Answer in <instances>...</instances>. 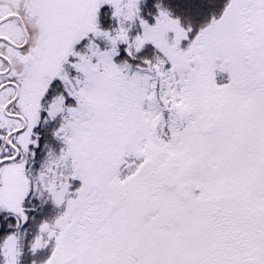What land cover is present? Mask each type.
Here are the masks:
<instances>
[{"label": "snow or ice", "instance_id": "6c2138e0", "mask_svg": "<svg viewBox=\"0 0 264 264\" xmlns=\"http://www.w3.org/2000/svg\"><path fill=\"white\" fill-rule=\"evenodd\" d=\"M138 3L0 0V209L18 228L30 188L64 205L31 243L54 238L43 264H264V0H227L191 39L159 3L152 24ZM54 79L63 91L46 111L64 114V147L33 176L32 129ZM18 256V233L0 237V264Z\"/></svg>", "mask_w": 264, "mask_h": 264}, {"label": "trees", "instance_id": "16d2710c", "mask_svg": "<svg viewBox=\"0 0 264 264\" xmlns=\"http://www.w3.org/2000/svg\"><path fill=\"white\" fill-rule=\"evenodd\" d=\"M227 0H139L138 7L139 15L149 24L154 23V16L157 13L156 4L167 9L174 18H178L179 22L184 27H190L188 33L189 39L193 38L199 29L207 25L213 17H218L222 12ZM112 9L108 5L101 6L98 11V23L102 29H110L116 24V20L111 16ZM188 40H182L181 46L187 45ZM81 46V43L77 45ZM121 55L116 56L115 61L119 62L123 56L124 45H119ZM153 46L147 43L140 52L138 57L151 55ZM72 60L71 57H69ZM66 71L71 72L69 64H65ZM63 91L62 84L58 79H54L49 86L48 91L42 97L43 106H47L52 97ZM66 103H74L72 100H67ZM39 117L37 124L33 127L32 138L37 141L36 145H29V153L26 157L27 172L33 176L40 170L41 165L49 151L59 152V143L54 135L56 129L59 128L61 122L56 117H48L44 108ZM36 194V195H35ZM22 206L25 209L27 220L21 223L17 233L20 240L21 254L20 264L39 263L41 259L46 257L45 252L36 249H31V243L34 237L39 232V225L42 222L54 219L63 211L64 208L44 200L43 197H38L35 189L30 188L28 194L23 200ZM57 206V207H55ZM4 214H0V237L9 232H13L14 228L5 221ZM47 251V250H44Z\"/></svg>", "mask_w": 264, "mask_h": 264}, {"label": "rangeland", "instance_id": "374dc122", "mask_svg": "<svg viewBox=\"0 0 264 264\" xmlns=\"http://www.w3.org/2000/svg\"><path fill=\"white\" fill-rule=\"evenodd\" d=\"M141 31V28H140V25H139V22L138 21H136V22H133L132 24H131V26H130V28H129V35H130V37L131 36H134L135 34H137L138 32H140ZM171 35V34H170ZM89 37H91V34H89ZM88 39L89 38H82L81 39V41H80V43H81V46L80 47H78L77 45L79 44V42L77 43V44H75L74 45V50L75 51H79V52H84V51H86V48H85V45L88 43ZM94 40H95V43H97L100 47H101V49H103V48H105L107 45H106V42L105 41H103L102 39H100V38H93ZM147 44V43H146ZM145 44V45H146ZM186 46V45H185ZM184 46V47H185ZM69 57H71V56H69ZM72 58V60H74V59H76V58H74V57H71ZM115 58V57H114ZM69 60H70V58H69ZM115 60V59H114ZM71 61V60H70ZM117 62V61H116ZM70 66V65H69ZM70 69H71V67H70ZM71 72H69V73H72L73 72V69H71L70 70ZM74 102V101H73ZM41 104H42V102H41ZM44 108H47V106H43V104H42V108H41V110H40V115H39V117L41 116V114H42V112L43 111H45V110H43ZM45 114L48 116V113H47V111L45 112ZM64 114L63 113H58V114H56V118H58L59 120H60V122L62 123V116H63ZM54 135H55V133H54ZM56 136V135H55ZM56 138H57V140H58V143H59V151L61 150V148L62 147H64V144H63V141L58 137V136H56ZM57 153H59V152H57ZM25 169H26V167H25ZM39 172V171H38ZM38 172H37V174H38ZM28 172H27V169H26V174H27ZM37 174H35V175H37ZM34 175V176H35ZM79 184H80V181L78 180V179H76V180H73L72 182H71V187H73V188H75V187H78L79 186ZM36 193L38 194V197L40 196V197H43L44 198V200H47L48 202H50V203H53V204H55L54 202H53V200L50 198V196H49V194L47 193V192H37L36 191ZM28 194V193H27ZM26 194V195H27ZM26 195H25V197H26ZM36 195V194H35ZM22 203H23V201H22ZM56 205V204H55ZM60 207H62V208H64V205L62 204V205H59ZM55 207H57V206H55ZM64 210V209H63ZM4 212H5V210H3V209H0V214H4ZM45 222V221H44ZM46 222H48V223H52V222H50V221H46ZM20 240L18 239V244H19V256H18V264H20L19 263V259H20V254H21V248H20V242H19ZM54 246V238L53 239H51L50 241H49V243H48V245H46V246H44V247H42V248H38L39 249V251H42L43 253L45 252V254H46V257H44V258H42L41 260L42 261H40L39 263H33V264H43V262L48 258V256L50 255V252H51V249H52V247ZM44 250H47V251H44Z\"/></svg>", "mask_w": 264, "mask_h": 264}, {"label": "flooded vegetation", "instance_id": "af4514ba", "mask_svg": "<svg viewBox=\"0 0 264 264\" xmlns=\"http://www.w3.org/2000/svg\"><path fill=\"white\" fill-rule=\"evenodd\" d=\"M226 77H227V74L226 73H220L219 71H217L216 79H217V82L218 83H221L224 80H226ZM32 131H33V129H32ZM25 167H26V164H25ZM4 217L6 218L5 221L7 223H9V225L14 228L13 231L17 232L21 224L19 225L18 228L16 227V218L10 212H8L6 210L4 212Z\"/></svg>", "mask_w": 264, "mask_h": 264}]
</instances>
